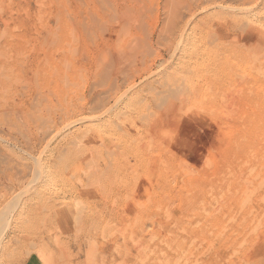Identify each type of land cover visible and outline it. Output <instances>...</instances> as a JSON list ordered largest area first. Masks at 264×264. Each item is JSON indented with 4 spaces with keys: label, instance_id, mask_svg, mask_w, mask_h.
<instances>
[{
    "label": "rangeland",
    "instance_id": "rangeland-1",
    "mask_svg": "<svg viewBox=\"0 0 264 264\" xmlns=\"http://www.w3.org/2000/svg\"><path fill=\"white\" fill-rule=\"evenodd\" d=\"M0 264H264V0H0Z\"/></svg>",
    "mask_w": 264,
    "mask_h": 264
},
{
    "label": "bare ground",
    "instance_id": "bare-ground-1",
    "mask_svg": "<svg viewBox=\"0 0 264 264\" xmlns=\"http://www.w3.org/2000/svg\"><path fill=\"white\" fill-rule=\"evenodd\" d=\"M181 3H182V2H181ZM181 3H180V4H181Z\"/></svg>",
    "mask_w": 264,
    "mask_h": 264
}]
</instances>
